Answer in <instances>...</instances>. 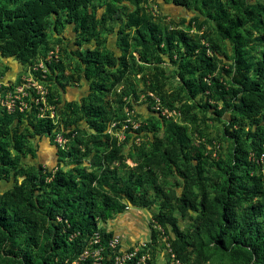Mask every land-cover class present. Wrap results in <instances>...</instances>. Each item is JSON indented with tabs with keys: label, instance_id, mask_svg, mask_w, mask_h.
<instances>
[{
	"label": "trees",
	"instance_id": "1",
	"mask_svg": "<svg viewBox=\"0 0 264 264\" xmlns=\"http://www.w3.org/2000/svg\"><path fill=\"white\" fill-rule=\"evenodd\" d=\"M130 1L107 0L98 18L101 6L95 7L94 0H0L1 58L33 66L41 51L48 50L47 31L51 27L59 32L70 25L79 39L77 45L95 44L90 51L77 54L76 71L89 92L79 103H67L66 111L85 128L74 125L76 132H72L71 125L64 127L66 148L54 139L59 123L54 124L48 113L41 115L44 103L39 92L24 89L25 96L17 99L11 110L0 104V179L8 181L9 175L22 178L21 183L0 194V250L13 235L12 226L20 224L33 240L37 225H41L52 240L44 264H64L66 259L75 258L87 238L98 230L97 220L111 218L119 200L147 208L153 203L148 195L151 190L162 211L153 218L163 228L171 226L175 235L172 249L180 264H206L210 244L221 252L249 256L252 264H264V173L256 161L264 152V0H226L216 5H212L213 0H163L193 14L180 21L183 29L169 31L153 23L140 8L126 7ZM203 14L213 24L218 41L203 34L195 39L189 35ZM105 18L118 20L115 44L120 54L102 46L98 39L100 22ZM254 34L258 50L252 54L245 36L252 38ZM217 42L229 46L230 55H220ZM130 49L144 62L166 56L199 107H209L217 116L230 112L227 134L237 146L230 163L224 168L218 165L223 171L221 178L207 177L210 181L204 183L200 153L188 152L184 129L159 112L151 113L146 121L145 128L153 136L141 159H134L132 167L120 159L116 139L107 130L118 120L121 108L130 106L137 96L133 93L128 101L118 96L120 108L112 107L106 96L130 72ZM217 61L229 62L232 67L231 74L221 81L214 75ZM56 67L54 60L44 61L45 71L37 68L32 72L33 80L47 88L56 81ZM151 91L156 92V86L151 85ZM53 99L46 93L45 104L57 106ZM156 132L162 136L157 137ZM74 133L81 138L78 143ZM43 138L56 150L52 158L56 165H73L71 170L57 168L52 172L37 164V148ZM245 139L251 140L247 144ZM27 156L31 165L23 160ZM88 158L92 163L86 162ZM39 190H43L41 195ZM164 209L177 210L182 217L188 212L196 215L182 232L177 219ZM39 212L45 213L43 218ZM100 232L104 238L110 236ZM28 258L32 263L30 255Z\"/></svg>",
	"mask_w": 264,
	"mask_h": 264
},
{
	"label": "rangeland",
	"instance_id": "2",
	"mask_svg": "<svg viewBox=\"0 0 264 264\" xmlns=\"http://www.w3.org/2000/svg\"><path fill=\"white\" fill-rule=\"evenodd\" d=\"M106 2L107 0H94L95 7L101 6L98 18L104 12ZM218 2L227 3L226 0H213L212 5H216ZM126 7L130 10L140 8L142 11L147 12L152 22L165 31L183 29L179 24L180 21L182 19L187 20L193 15L191 11L173 6L163 0H131L126 4ZM50 21L52 22L53 19L50 18ZM117 23L118 20L115 18H112V20L105 18L101 21L98 39L101 41L102 46L120 54L115 44V27ZM197 26L200 28L198 29ZM188 33L194 39L201 34L215 40L218 39L213 24L204 14L199 16L195 28ZM256 37L257 34H254L252 38L245 36V43H247V48H251L249 52L252 54H255ZM129 39L132 42L133 37ZM78 40L70 25L65 26L59 32L53 31L51 27L47 31L48 50L46 53L41 51L36 64L33 66L21 65L13 59L0 57V103L2 105L10 104L12 108L17 99L25 96L24 89H34L36 93L39 92L44 103L41 107V115L48 113L54 124L59 123L54 139L55 142L65 148L64 143L66 141L62 136L64 127L69 124L71 125L70 130L74 128V125L85 128L83 123L77 121V117L70 116L69 112L66 111L67 103H79L89 92L87 84L78 77L76 71L77 54L90 51L95 45L92 41L88 43L81 42L80 45H77ZM201 40L202 44L208 45L204 39ZM217 43L220 46V55L223 53L226 56L230 55L229 46H225L220 42ZM256 50H258V47ZM129 52L133 57H127V61L131 66L130 72L126 75L124 81L106 96V99L114 108H120L117 104L118 96H121L123 101L132 98L133 93L137 96V100L130 106L121 108L118 120L112 122L107 130L116 139L120 159L129 167L134 166V159H141L143 151L148 150L152 142L153 134L145 128L149 115L153 112H159L162 115L161 113L166 111L168 114L164 117L168 122H174L184 129L189 140L188 152L191 154L194 151L200 153L205 167L202 174L204 183L209 182L212 177L221 178L223 171L219 166L224 168L230 163L234 156V149L237 146L234 138L227 134V131L230 132V112L225 110L221 116H217L209 107H199L190 98L186 88L179 82L175 65L166 56H154L144 62L140 60L138 53L133 49H130ZM49 60H54L57 65L55 71L56 81L48 84L49 86H45L47 88H43V84L33 80L32 72L37 68L45 71L44 61ZM217 66L214 75L219 78V81L223 78L226 79L227 75L231 74L232 67L229 62L217 61ZM221 68L226 71H222ZM151 85L156 86V92H150ZM1 87L6 88V90H1ZM46 93L53 95V100L58 102L57 106L59 108L63 107V109H57L56 105H46ZM169 104L171 108H169ZM156 107H158V110ZM217 109H220V106ZM136 129H142V131L139 133L131 132ZM72 132L76 131L72 130ZM87 132L90 133V131ZM154 134L157 137L162 136V133L159 132ZM73 138L76 139V143L81 140L78 133H74ZM250 140L245 139L247 144ZM98 151H101V149L99 148ZM55 153V148L49 144L48 140L43 138L37 148V164L52 172L57 168L64 171L71 170L73 165H56V162L52 159ZM23 158L27 165L32 164V160L28 156ZM86 162L92 163L90 158ZM116 164L115 161L111 167ZM80 166H83V164ZM119 174L126 176L124 172ZM207 177L210 179L209 181H207ZM172 178L173 176L170 177V179ZM37 180H39V177H37ZM21 182L22 178H16L14 175H9L8 181L0 179V194L11 190L15 184ZM41 191L43 190L38 191L39 195H41ZM148 195L153 203L147 208L132 206L125 199L119 200L117 211L112 214L111 218L104 221L97 220V229L105 232V234L118 235L124 248L143 243L146 245L152 264H180L172 249L175 235L171 226L167 224L166 228H163L153 218L162 212L159 199L154 196L151 190H149ZM163 212L177 219V228L182 232L187 231L192 218L196 215V213L188 212L185 217H182L177 210L167 209H164ZM44 214V212L43 214L38 213L40 218H43ZM37 229L35 238L31 240L28 236L30 232L25 231L20 224L12 226L13 235L7 238L6 243L0 250V264H44L45 259L50 255L52 240L45 232L44 227L37 225ZM151 232H153V237H151ZM231 252L215 250L214 246L210 244L208 253L211 256L206 264H252L253 259L249 260V256L246 258L243 255ZM27 255L31 256L32 263L28 260ZM192 257L193 255L189 256L188 259Z\"/></svg>",
	"mask_w": 264,
	"mask_h": 264
},
{
	"label": "built area",
	"instance_id": "3",
	"mask_svg": "<svg viewBox=\"0 0 264 264\" xmlns=\"http://www.w3.org/2000/svg\"><path fill=\"white\" fill-rule=\"evenodd\" d=\"M1 104V103H0ZM2 105V104H1ZM7 110L11 105L6 104ZM158 110V107H156ZM174 113V111H173ZM168 114L166 111L161 113ZM171 114V113H170ZM262 165L264 173V152L256 160ZM64 264H152L146 245L141 243L128 248L122 247L121 239L116 234H110L104 238L100 231H93L87 238L81 252L71 260H65Z\"/></svg>",
	"mask_w": 264,
	"mask_h": 264
}]
</instances>
